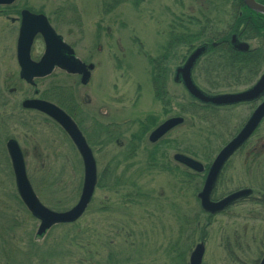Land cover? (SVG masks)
Returning <instances> with one entry per match:
<instances>
[{
	"label": "rangeland",
	"instance_id": "rangeland-1",
	"mask_svg": "<svg viewBox=\"0 0 264 264\" xmlns=\"http://www.w3.org/2000/svg\"><path fill=\"white\" fill-rule=\"evenodd\" d=\"M225 1L17 0L18 5L46 15L57 33L76 46V56L96 65L89 88L58 69L35 81L48 98L43 99L56 104L57 86H70L94 114V125L86 124L84 132L94 151L99 185L79 221L55 225L42 236L37 235L40 221L18 194L7 142L19 143L30 183L41 203L53 211H67L78 202L84 166L55 122L22 107L24 100L38 96L20 78L19 24L0 16V264H189L201 242L202 264H260L264 157L252 161L241 152L228 163L213 198L245 187L255 193L212 216L207 226L197 198L205 178L193 176L173 158L182 153L179 149H190L198 154L194 159L212 163L247 110L216 114L208 124L181 113L176 100L184 104L189 96L174 82V71L189 55L186 45L179 46L177 57L170 61L167 91L175 102L164 108L154 96L152 63L161 58L171 31L193 33L199 30L197 21L207 19L210 26L226 28L236 9L231 0ZM43 52L38 38L32 59L38 61ZM261 68L264 71V63ZM196 73L199 87L209 90L203 74ZM219 86L218 91L228 92L245 85ZM153 116L158 125L175 116L186 120L166 136L170 145L165 142L153 151L151 162L148 134L136 142L133 135L142 120ZM131 145L138 146L134 153Z\"/></svg>",
	"mask_w": 264,
	"mask_h": 264
},
{
	"label": "water",
	"instance_id": "water-1",
	"mask_svg": "<svg viewBox=\"0 0 264 264\" xmlns=\"http://www.w3.org/2000/svg\"><path fill=\"white\" fill-rule=\"evenodd\" d=\"M249 9L264 15V5L256 0H244ZM15 0H0V5L13 4ZM41 35L45 43V51L39 61L31 57V50L35 38ZM231 43L240 51H247L248 45L231 37ZM208 44L199 45L186 59L185 63L174 71V82L181 84L188 95L203 105L214 107L233 106L241 102H250L264 95V75L250 89L241 93L209 94L202 90L194 81L192 73L198 60L207 52ZM65 53V55L63 54ZM17 60L20 66V77L30 85H35V80L51 75L56 68H62L70 74H81L82 83L87 84L93 64L86 65L77 59L72 47L63 42L56 33L48 18L44 14H36L29 10L22 11V21L17 40ZM26 110L39 111L55 122L70 137L76 146L84 166V182L78 202L64 212L53 211L45 207L37 197L26 172V164L22 149L15 139L7 142V150L12 162L18 194L28 211L40 221L37 235L42 236L53 226L59 224H72L77 222L87 211L98 184L97 163L92 148L79 129L75 121L60 107L46 100L31 98L22 102ZM264 118V102L261 103L237 136L229 141L217 154L212 162L204 185L197 197L201 208L210 215L225 211L235 202L245 199L252 194L250 189L235 191L219 201L212 200V194L218 178L227 161L246 143ZM184 118L175 116L168 118L149 135L151 143H157L168 133L184 123ZM176 163L196 172L203 173L204 165L185 154L176 153L173 156ZM205 255V244L196 245L190 256L189 264H202ZM260 264H264V258Z\"/></svg>",
	"mask_w": 264,
	"mask_h": 264
},
{
	"label": "trees",
	"instance_id": "trees-1",
	"mask_svg": "<svg viewBox=\"0 0 264 264\" xmlns=\"http://www.w3.org/2000/svg\"><path fill=\"white\" fill-rule=\"evenodd\" d=\"M225 1V0H224ZM230 2L226 0L225 2ZM233 8L236 9V13L233 14V21L228 23L227 27L219 30L213 26L209 20L205 22L197 21L199 30L193 33H185L183 31H171L170 38L165 46L164 52L161 58H155V98L160 101L164 108L170 107L174 102L175 98L170 96L167 91L168 78L170 73V61L174 60L179 53V46L186 45L188 52L190 53L194 47L202 43L212 44L217 42L218 44L213 47L210 46L207 54L200 60L196 67V71L203 74V78L210 92L218 90L219 85H225V88H234V85H251L256 78L258 71L261 67V63L264 62V50L260 52H237L230 46V37L234 32H237V27L234 25L235 20H240L245 24L242 31V36L255 34L257 37L264 38V16L257 15L255 12L245 6L243 0H231ZM264 4V0L262 2ZM231 4V3H230ZM231 7V6H230ZM232 8V7H231ZM233 10V9H231ZM234 11V10H233ZM186 57H184V60ZM184 62V61H183ZM237 77L239 79H237ZM252 79V80H249ZM42 98L48 99L46 96ZM177 105L181 107V113L183 115L192 117L198 120L200 123L208 124L211 122V118L217 114V110L212 107L204 106L190 97L185 101L184 104L178 102ZM168 110V109H167ZM155 124L153 117L146 118L140 122V128L133 135V141H140L142 138L152 130V128L158 125ZM186 120V118H185ZM89 144L91 141L88 140ZM166 142V146L170 145V141L162 139L160 142L153 146L152 152H150L149 158L152 159L153 151L160 147ZM139 145V142H138ZM131 151L134 153L137 147L131 145ZM183 154L193 156L197 158V153L190 149H179ZM152 162V161H151ZM211 163V162H210ZM210 163L206 164V168L209 167ZM194 174L193 176H198ZM205 178V176H203ZM99 186V185H98ZM217 199V198H216ZM203 212V211H202ZM204 213V212H203ZM205 214V213H204ZM211 216L207 215V224L210 223Z\"/></svg>",
	"mask_w": 264,
	"mask_h": 264
},
{
	"label": "flooded vegetation",
	"instance_id": "flooded-vegetation-1",
	"mask_svg": "<svg viewBox=\"0 0 264 264\" xmlns=\"http://www.w3.org/2000/svg\"><path fill=\"white\" fill-rule=\"evenodd\" d=\"M257 3L259 4H262L264 5L262 2L263 0H256ZM243 3L245 4V1L243 0ZM245 6L247 7V5L245 4ZM248 8V7H247ZM24 10H28L26 8H24V6H20L18 5L17 3V0H15V2L13 4H10V5H0V16H5L8 20H10L12 23H16V24H19V30H20V27H21V21H22V11ZM251 10V9H250ZM255 12V11H253ZM13 14H15L16 16L18 17H11ZM255 14H259V13H256ZM261 16H264L262 14H259ZM50 21V20H49ZM51 23V21H50ZM52 25V24H51ZM234 25L237 27V32H234L231 37L233 35H236L237 36V40L241 43H245L248 45V50L247 51H240L239 49H236L234 47V45L231 43V37H230V46H232V48L234 50H236L237 52H242V53H246V52H256L257 51H261V50H264V38H261V37H257V35L255 34H249V35H244L242 36V31L245 27V24L243 22H240V20H235L234 22ZM53 27V26H52ZM56 31V30H55ZM57 33V31H56ZM58 34V33H57ZM61 39L63 40L64 43L70 45L72 47V49L74 50L75 52V56H76V46L72 43H69L65 37L63 35H60L58 34ZM18 36H19V33H18ZM40 38L44 44V51H45V43H44V40L42 38L41 35H38L36 38H35V41ZM18 40V38H17ZM34 41V43H35ZM202 44H208V43H202ZM218 43L217 42H212V44H208V46H213L215 47ZM34 45V44H33ZM201 45V44H200ZM199 46V45H198ZM197 46V47H198ZM197 47H194L193 50H191V52L189 53V55L197 48ZM33 48V46H32ZM101 48V47H100ZM209 50V48H208ZM207 50V52H208ZM207 52L198 60V62L196 63L194 69H193V73H192V76H193V79L194 81L196 82L195 78H197V73L198 71H196V67L197 65L199 64L200 60H202V58L207 54ZM258 52V53H259ZM44 53V52H43ZM257 53V54H258ZM17 54V53H16ZM65 55V53H63ZM77 59H79L77 56H76ZM81 60V59H79ZM39 61V60H38ZM83 63H85L86 65H90V64H93V69L90 71V78L87 82V84H83L82 83V77L83 75L81 74H70L68 73L66 70L62 69V68H56L58 70H60L62 73H64L67 77H76L78 79V81L80 82V84L83 86V88H89L90 87V84H91V81H92V74L93 72L95 71L96 69V65L93 63V62H85L83 60H81ZM264 62L261 63V66ZM153 66L155 65V62L152 63ZM55 69V70H56ZM155 69V68H153ZM261 67L258 71V74L256 76V78L253 79V83L251 85H245L244 86V89L242 88H239V87H236L238 90H235V91H226V92H220V91H215V92H210L209 90H205L203 89L205 92L209 93V94H232V93H241V92H244L248 89H250L251 87H253L257 82L258 80L264 75V71H261ZM155 72V70H154ZM46 78V77H44ZM40 79H43V78H40ZM237 79H239L237 77ZM37 80V79H36ZM35 80V81H36ZM249 80H252V79H249ZM26 82V81H25ZM31 87L35 88L34 89V95L35 96H38V97H32V98H39V99H43L42 98V95L40 94L38 88H37V83L35 82V85H30ZM246 87V88H245ZM153 88H154V96H155V77H154V84H153ZM235 89V87H234ZM57 92H58V103H54L55 105H57L58 107H60L63 111H65L74 121L75 123L78 125L79 129L81 130V132L83 133L84 137L86 138L87 142H88V139H87V136L85 135V132H84V126L86 124H91V125H94V122H95V116L93 113H91V110H87L85 109L83 103H82V99L79 97V96H76L75 93L72 91V88L70 86H67V85H62V84H59L57 86ZM87 103L88 105L90 106L92 104V100L89 98V96H87ZM49 101V100H47ZM51 102V101H49ZM264 102V95L259 97L258 99L254 100V101H250V102H241L239 104H236V105H233V106H224V107H213L211 105H204V106H207V107H212V108H215L217 110V114H220V113H228V112H231L233 110H240V109H246L247 110V113H246V116L245 118L243 119V121H240L237 126V129L235 130L234 134L231 136V138L227 141L224 142L222 148L229 142L231 141L235 136H237L239 134V132L242 130V128L245 126V124L248 122V120L250 119V117L252 116V114L254 113V111L256 110V108ZM53 103V102H51ZM49 118V117H48ZM153 119H154V124H155V117L153 116ZM52 120V119H51ZM53 121V120H52ZM55 122V121H53ZM56 123V122H55ZM57 124V123H56ZM58 125V124H57ZM63 130V129H62ZM155 130V125L154 127L152 128V130L148 133L147 135V138H148V141H149V135L151 134V132ZM64 131V130H63ZM65 133V132H64ZM72 142V141H71ZM89 143V142H88ZM150 145L154 146L155 143H151L149 141ZM221 148V149H222ZM220 149V150H221ZM219 150V151H220ZM241 152H245V154L252 160V161H255V159H262L261 157H264V118L261 120L259 126L257 127V129L254 131V133L251 135V137L246 141V143L227 161L226 165L224 166L219 178H218V181H217V184L219 182V179L224 171V169L226 168V166L228 165V163L234 159L235 157H237ZM257 161V160H256ZM211 164L209 165L208 168L205 167V173L207 174L209 168H210ZM205 174V176H206ZM216 184V186H217ZM242 189H250L252 190V194L245 198V199H241L237 202H235L233 205H231L230 207L234 206L235 204L241 202L242 200H246V199H249L251 198L253 195H254V188L252 187H245V188H240V189H237V190H234V191H231L229 193H227L225 196L223 195V197L221 198H218V199H213V201H219L223 198H225L226 196H228L229 194L235 192V191H238V190H242ZM230 207H228L226 210H228ZM225 210V211H226ZM223 211V212H225ZM221 212V213H223Z\"/></svg>",
	"mask_w": 264,
	"mask_h": 264
}]
</instances>
